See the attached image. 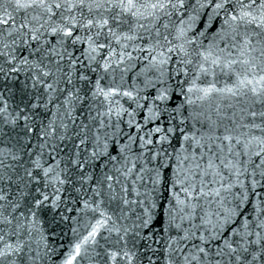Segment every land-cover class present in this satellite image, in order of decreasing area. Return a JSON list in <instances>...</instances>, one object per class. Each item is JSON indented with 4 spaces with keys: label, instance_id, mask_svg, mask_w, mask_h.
<instances>
[{
    "label": "snow or ice",
    "instance_id": "6c2138e0",
    "mask_svg": "<svg viewBox=\"0 0 264 264\" xmlns=\"http://www.w3.org/2000/svg\"><path fill=\"white\" fill-rule=\"evenodd\" d=\"M0 264H264V0H0Z\"/></svg>",
    "mask_w": 264,
    "mask_h": 264
}]
</instances>
